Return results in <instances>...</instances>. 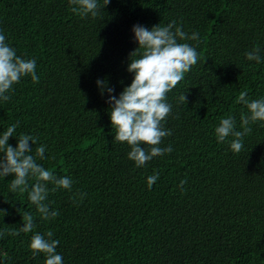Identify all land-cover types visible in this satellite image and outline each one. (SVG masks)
<instances>
[{
  "label": "trees",
  "instance_id": "1",
  "mask_svg": "<svg viewBox=\"0 0 264 264\" xmlns=\"http://www.w3.org/2000/svg\"><path fill=\"white\" fill-rule=\"evenodd\" d=\"M71 7L69 0H0V34L18 56L36 59L40 77H22L0 100V134L18 124L14 135L37 138L33 151L46 147L37 162L73 181L70 190L49 191L45 203L60 214L42 220L27 193L10 192L13 175L0 177V264H44L28 244L33 232L49 230L63 264H264V122L250 125L239 153L232 137L220 143L214 132L228 116L240 130L241 91L264 97V0H110L95 18ZM173 20L199 33L198 42H180L200 59L167 94L172 112L162 123L172 135L160 147L173 151L136 167L130 146L113 139L109 94L96 81L118 96L132 80V26ZM256 45L259 64L245 57ZM7 143L15 147L17 138ZM25 212L34 216L33 232L19 231Z\"/></svg>",
  "mask_w": 264,
  "mask_h": 264
},
{
  "label": "clouds",
  "instance_id": "2",
  "mask_svg": "<svg viewBox=\"0 0 264 264\" xmlns=\"http://www.w3.org/2000/svg\"><path fill=\"white\" fill-rule=\"evenodd\" d=\"M110 0H69L71 11L80 16L93 18L99 15V10L104 9ZM131 31L137 47L129 53L127 71L132 73L131 82L123 88L118 96L111 95L114 92L103 78L96 84L103 95L107 92L109 104V119L114 132L113 139L117 142H126L130 146L127 158L135 162L136 167H143L153 157L162 156L173 151L171 145L160 147L162 139L172 135L171 129L163 127V121L172 112V105L167 102V94L181 82L185 74L192 66L196 65L200 56L195 47L180 41H199V33L191 35L183 31L176 21H170L167 25L156 24L146 28L140 24H134ZM260 47L256 45L245 54L249 61L257 64L262 62ZM30 76L33 83H39L40 77L36 74V59H26L18 56L16 50L5 42V36L0 34V100L8 101L7 94L13 90L22 77ZM186 104V96L179 98ZM236 102L243 104L247 112L240 114V130L236 128V119L233 116L222 118L214 132L216 140L224 143L228 137L230 148L239 153L243 148V139L251 133V124L257 121L264 122V97L249 100L246 91H241L236 97ZM18 124H12L0 134V177L13 175L9 184L10 192L19 191L27 193L28 200L36 208V213L42 220L54 219L59 216V211L50 208L48 203L49 191L58 189H71L73 181L68 176L57 177L54 172L39 164L38 160L46 159V147L40 144L33 151L32 145L37 143V138L27 134L14 135ZM17 138L15 147L8 144L10 137ZM142 145H147L145 148ZM159 173L147 177L149 188L156 182ZM29 178L34 182L29 184ZM186 180L180 181L181 190ZM51 183L53 187L48 188ZM80 199L85 193H78ZM5 215L4 210H0ZM36 227L34 216L25 212L20 232H33ZM11 235H19L17 231H11ZM5 232H0L3 238ZM53 232L46 234L33 232L28 248L35 257L44 254V264H63V257L56 249L59 240L52 239Z\"/></svg>",
  "mask_w": 264,
  "mask_h": 264
}]
</instances>
